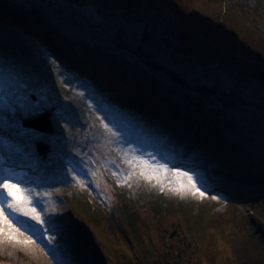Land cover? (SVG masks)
Returning a JSON list of instances; mask_svg holds the SVG:
<instances>
[{"label": "rangeland", "instance_id": "obj_1", "mask_svg": "<svg viewBox=\"0 0 264 264\" xmlns=\"http://www.w3.org/2000/svg\"><path fill=\"white\" fill-rule=\"evenodd\" d=\"M149 1L151 0H140L141 10L146 12V16L156 20L158 13L166 11L165 4L163 0H152L155 5L150 7L147 4ZM188 1L192 2L190 8L199 14L202 12V17L213 19L216 16L222 19V22L219 20L222 26H217L222 34L239 36L242 33L238 26L240 22L243 28L257 27L264 34V0ZM66 8L77 16L67 13L60 24L63 29L79 35L88 34L89 38L105 41L118 27L119 18L104 20L93 14L89 8L82 9L76 5H68ZM138 34L139 28L130 29L128 32L131 45L138 44ZM0 35L7 36V31L0 29ZM238 36L228 42L230 46L227 44L223 49L237 52L243 50ZM26 52L28 54L8 53L9 63L0 65V110L20 114L16 118L0 115V129L22 138L21 141H16L17 147L20 155L29 162V169L36 159L41 160L44 165L40 170L38 167L35 171L32 168L35 172L32 175L42 178L43 183L28 182L26 188L29 185H33L34 189L60 188L61 193L55 200L62 207L61 221L65 225L69 244L64 245L61 251L54 248L55 253L46 254L50 260L57 264H99L91 251L83 245L80 237L78 238L79 230L74 224L76 210L69 202L75 195H82L80 204L86 211L90 200L98 205L107 200L108 204L110 202L115 209L121 210L119 218L107 220L108 226H119L125 232L126 229L130 231L137 248L125 243L126 239L123 237L109 241L104 240L100 232L91 233L95 241L105 248V253L115 257L109 264H163L164 259L158 251L163 247L167 248L170 236L180 229L188 235H185L190 238L188 241L200 248L203 264H208L209 252L206 249H210L217 256L220 264H228L229 259L235 257L233 253L241 247L249 249L247 254L252 253V246L244 240V236L251 219H258L256 223L264 222V207L252 208L243 199L222 198L209 190L205 197L191 191L177 192L174 190L177 187L176 179H166L163 174L156 179H149L148 170L140 165V157L153 162H167L170 167L179 166L183 170H190L199 180L202 174L188 166L192 154L184 158H174L173 150H169L174 144H166V135L163 138L155 133L143 135L138 123L122 111L99 104L96 97H84L73 83L65 80L64 74L54 65L52 59L39 57L27 50ZM152 55L172 69L180 71L190 84H211L200 67H188L180 59L169 61L154 51ZM217 80L221 90L236 92L245 101L246 105L236 107L233 114L242 123L243 131L264 151V81L237 77L228 72L220 74ZM82 99L85 104L80 110L78 103ZM36 108L41 110L39 115L44 112L50 114L51 134L23 126L24 120L39 116H29V112ZM112 132H116V135H112ZM3 135L1 132L0 137ZM40 136L43 138L39 139ZM37 142L47 146L44 155L38 154ZM3 158L10 157L5 154ZM15 168L17 167L12 165L1 176L10 173L18 176L19 170L15 171ZM204 169L209 170L210 176L221 175L211 165L206 164ZM142 170L145 172L143 176ZM212 196L217 199H211ZM75 199L79 203L78 198ZM12 219L16 220L14 217ZM100 219L104 220L103 216ZM19 228L12 240L0 234V264H41L32 262L34 253H27L26 246L20 243L21 238L17 234L25 232L32 237L35 234L34 228L26 229L23 224ZM38 238L44 243L37 235V240ZM62 252L63 255L60 256L59 253ZM262 261L264 257H261Z\"/></svg>", "mask_w": 264, "mask_h": 264}, {"label": "trees", "instance_id": "obj_2", "mask_svg": "<svg viewBox=\"0 0 264 264\" xmlns=\"http://www.w3.org/2000/svg\"><path fill=\"white\" fill-rule=\"evenodd\" d=\"M151 1L147 3L150 7L155 5ZM191 3L163 0L167 12L158 13L154 20L141 10L140 0H0V29L7 31V36L0 35V65L9 63L8 53L26 50L52 59L65 80L84 97H96L99 104L122 111L138 123L143 135H166V144H174L169 150L175 159L192 154L188 166L202 174L200 182L206 191L231 200L243 199L252 208L264 207V151L233 114L246 103L236 92H224L217 84L218 76L225 72L264 81V34L254 24L255 29L243 28L242 22L238 24L242 30L239 36L222 34L217 28L222 19L202 17V12L190 8ZM68 5L89 8L104 20L119 18L118 27L105 41L63 29L60 21L65 14L77 16L68 12ZM133 28H139L134 46L128 41ZM237 36L243 50H224ZM153 51L169 61L180 59L188 67H200L211 84L188 83L180 71L154 57ZM84 102L78 103L80 110ZM0 115L16 118L20 114L0 110ZM206 164L221 175L210 176ZM80 197L69 199L76 210L74 224L78 238L99 264H109L115 257L105 253L93 231L100 232L104 240L123 237L125 243L137 248L130 231L108 226L107 220L119 218L121 210L107 200L99 205L90 200L88 213ZM257 221L251 219L244 236L252 253L241 247L228 264H264V222ZM176 231L169 246L158 251L163 264H203L200 248L187 240L190 238L182 229ZM206 251L208 264H220L210 249Z\"/></svg>", "mask_w": 264, "mask_h": 264}, {"label": "bare ground", "instance_id": "obj_3", "mask_svg": "<svg viewBox=\"0 0 264 264\" xmlns=\"http://www.w3.org/2000/svg\"><path fill=\"white\" fill-rule=\"evenodd\" d=\"M1 132H3L4 135L3 137H0V145H5L6 147L0 146V178H3L1 176V173L3 171H9V168H12V165H15V167H17L15 168V171L19 170V175L16 176L17 174L10 173L9 175L6 174L7 176L14 178L16 181H22L23 186H26L28 182L35 184L43 183V181L41 180L42 178L38 179L36 176L32 175L35 174L34 171L35 169H37V167L39 170L44 167L41 160L36 159L31 165V167L34 168V171L32 168L29 169V162L25 161V158L20 155V149L17 147L18 143L16 141H21L22 138L17 135L15 136V134H10L3 129H0V133ZM40 138H43V136H40L39 139ZM5 154L10 158H3ZM28 188L31 189V196L33 201L38 203L39 209H42V211L40 212L41 217L44 220L49 221L50 223L44 225L47 231L44 233L42 238L41 232L37 231V229H40L41 227L39 223L33 221L29 217L19 216L17 218L13 216L16 220L18 219L19 221H24L25 223H29L30 225L34 226L32 228H34L35 234L32 237L25 232H22L20 234L17 233L21 238L19 241L22 245L26 246L27 253H34L32 262H40L41 264H57L53 262V260H50V258L46 256V254L50 253L51 255L52 252L55 251L54 248L60 250L64 245L69 244V241L66 239L67 232L65 229V225L61 221L62 207L55 200L59 193H61L60 188L56 190H53L49 187H46L44 189H34L33 185H29ZM8 229L9 228L5 229L4 236L9 238V235H11L12 237H14L16 231ZM37 235L38 237H40V239L42 238L44 240V243L43 241L39 240V238L37 240ZM32 240H35L37 242H30ZM59 254L61 256L63 255V252Z\"/></svg>", "mask_w": 264, "mask_h": 264}, {"label": "snow or ice", "instance_id": "obj_4", "mask_svg": "<svg viewBox=\"0 0 264 264\" xmlns=\"http://www.w3.org/2000/svg\"><path fill=\"white\" fill-rule=\"evenodd\" d=\"M40 108H36L34 111L29 112V116L39 115ZM107 127V126H106ZM109 131H111L109 129ZM112 135H116V132H112ZM140 165L142 168L148 170V178L156 179L159 175L163 174L166 179L175 178L177 181V187L174 189L177 192L191 191L205 197L207 191L204 190L202 183L199 178L190 170H183L181 167H170L167 162H153L151 159L145 160L140 157ZM116 175L117 173H113ZM131 174V173H130ZM141 175H145L142 170ZM163 191V188H161ZM211 199H217L216 196H212ZM38 203L34 202L31 196V189L23 186L22 181H14L10 176L5 175L0 178V234H4L5 228H10L14 231H19V225L23 224L25 228H32L33 225H28L24 221L13 220L12 217H29L33 221L40 224V229L37 231L41 232L43 238L44 233L47 229L44 227L45 224L50 223L44 220L40 212ZM10 239H14L9 235ZM30 242H37L32 240Z\"/></svg>", "mask_w": 264, "mask_h": 264}, {"label": "water", "instance_id": "obj_5", "mask_svg": "<svg viewBox=\"0 0 264 264\" xmlns=\"http://www.w3.org/2000/svg\"><path fill=\"white\" fill-rule=\"evenodd\" d=\"M6 117V116H5ZM50 114L48 112H44L38 117L31 119V120H24L23 126L30 127L34 130H37L44 134H51L52 127L50 123ZM36 149L39 155H44L47 151V146L41 142L36 143Z\"/></svg>", "mask_w": 264, "mask_h": 264}]
</instances>
